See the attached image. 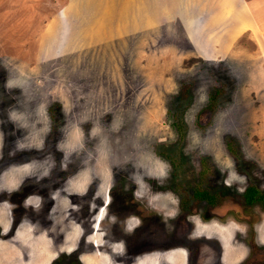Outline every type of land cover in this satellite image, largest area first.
<instances>
[{
  "label": "rangeland",
  "instance_id": "374dc122",
  "mask_svg": "<svg viewBox=\"0 0 264 264\" xmlns=\"http://www.w3.org/2000/svg\"><path fill=\"white\" fill-rule=\"evenodd\" d=\"M120 1L0 0V59L12 73L11 82L24 88L18 95H6V123L0 118V155L5 152L14 158L0 174V206L7 207V219L13 224L5 234L0 226V238L12 239L20 225L35 224L34 237L49 234L61 250L69 251L55 264H123L121 252L104 241L106 227L97 233L99 248L92 244L95 238L78 223L66 191L80 184L85 187L89 176L96 175L101 178L99 195L105 199L108 188L114 191L120 186L118 196H122L124 186L133 180L145 201L146 215L160 211L169 217L164 222L174 223L172 217L179 218V212L174 216L179 197L174 187L194 186L202 179L210 188H229L224 193L225 215L218 220L207 213L205 220H195L190 239L195 248L206 238L220 239L221 255L210 264H238L247 257L244 242H252L253 235L241 227L233 202H243V191L252 181L264 190V34L255 29L253 37L241 34L223 46L215 34L196 37L199 16L205 11L194 1L198 10L187 20L194 46L179 17L143 19L141 7H148L149 0H124L123 7ZM201 1L208 9L212 0ZM75 5L85 10L73 11ZM129 8L128 21L124 13ZM209 11L205 29L213 30L219 11ZM74 12L87 21L82 24ZM239 15L245 23L246 15ZM80 24L83 28L77 30ZM52 102L58 106L51 110ZM36 117L43 120L44 130L33 127ZM20 120L24 129L16 125ZM46 137L48 144L58 142V148L44 159H33V177L50 175L61 166L80 170L63 188L51 186L55 204L50 222L43 215L47 211L40 208L29 211L10 205L13 192L29 174L30 166L21 162L27 152L24 143L41 149ZM35 196V203L41 202V196ZM241 210L258 229L252 254L263 263L264 210ZM116 221L113 213L102 224L112 226ZM73 229L77 236L66 238ZM168 258L187 264L183 250L171 252ZM142 260L133 264L157 263L155 256Z\"/></svg>",
  "mask_w": 264,
  "mask_h": 264
},
{
  "label": "flooded vegetation",
  "instance_id": "af4514ba",
  "mask_svg": "<svg viewBox=\"0 0 264 264\" xmlns=\"http://www.w3.org/2000/svg\"><path fill=\"white\" fill-rule=\"evenodd\" d=\"M11 79V71L8 70L6 65L0 59V104L3 105L0 106V118L2 117L4 119V121L0 119V123L1 121L5 122L6 118L4 115L5 110L3 111V109H5L4 100L6 95H13V93L18 95L19 92H24L22 84H14L11 82ZM11 101L13 104L15 102V98H11L10 102ZM48 101H46V103ZM24 105L25 100L22 102L23 108ZM56 106L58 105L53 103L48 107V109L52 110V108ZM42 108H44V106ZM37 115L39 116V113H37ZM35 119L36 121L34 122L33 127L35 126L37 130L40 128L44 130V124H42L43 120L39 117H36ZM17 124L24 129V125L21 120L20 123H16V125ZM8 126L9 125H7V127ZM7 127L6 130H8ZM9 128L13 129L11 126ZM24 135L25 137L27 136V131L24 132ZM41 140L44 142L41 149L33 147L32 142L24 143L25 150L27 152L24 158L21 159V162L25 161V163L30 166L27 170V173L29 174L28 176L26 175L27 179L25 184L13 192L14 197L11 196L12 202L10 201V205L13 204L15 207L23 206L29 211L35 208H40L41 211H47L44 212L43 215L46 218V221L50 222L53 220V214H51V212L53 209L52 207L55 204L53 199L50 198V192L52 190H50V188H63L65 183L68 182L73 175H75V179L78 177L80 170L76 169L74 171H68L71 166H69L68 170L63 169L61 166V168L51 169L52 171L50 172V175H42L40 178L33 177V174L35 173L31 166L32 163L34 164L35 162L33 159H44V156H46L47 153L58 148V142H50L48 144L49 138L47 137L42 138ZM9 145L10 144L4 143V147H8ZM47 145H50V148ZM4 153L0 155V174L2 172L4 173V171L11 166V163H13L12 160L14 161V158L10 157V154L4 155ZM56 157L60 160L62 156L58 153V156ZM117 172L118 170H116L114 174ZM89 178L85 187H81V184L79 183L80 186L72 189L69 188L66 191L74 202L76 211V213L74 212V215L78 216L76 219L78 220V223L85 228L86 232L89 230L92 232L90 235L92 238H95V241H93L92 244H94L97 248H99V245L97 244L98 231L102 230L103 227L104 229H108L109 232L102 231V236L106 238L104 241L111 243L110 247L112 250L115 248L116 253L121 252V255L125 257L124 260L120 261L121 263L133 264L136 261L139 262L142 259L145 260L146 257L155 256L157 259L156 264H176L172 263L175 261H170L168 258V255L176 250H183L184 253L187 254V264H191L190 257L194 253V249L196 250V258L192 264H210L211 261H215L221 255L222 245L218 241L220 239H213V237L206 238L202 243L205 245L201 244V246L198 245L197 248H195L193 246L194 241L190 239V233L193 232L194 227L196 226L195 220H205V215H207V213L212 215V219H224V209L226 206L224 193L228 191V187L217 185L218 187L216 186V189L214 187L210 188L209 186H205L203 184L204 181L202 179H200L197 185L194 186H175L174 188L177 190L179 197L177 200L178 210H175L174 216L179 212V218L172 217V219H175L174 223L173 221H169V224L168 222H164L168 220L169 217L163 216L160 211H156L151 215H146L143 209L146 207L144 204L145 201H143L141 199V195L138 194L136 190L137 187L134 185L133 180L130 181L132 182L131 185L126 187L124 186V190L122 192L124 195L121 196L120 194V196H118V190L120 193L121 188L120 186H115V193L111 188H108V197L105 196V199L104 197L102 199L101 195H99V192L101 193L100 176L90 175ZM37 179H40L39 184L36 183ZM253 189H256L258 193L254 191L253 194ZM38 194L41 196V202L35 203L34 198L36 197L35 195ZM5 198L3 201L7 200V198ZM242 201L243 202L237 203L233 202L232 209L235 210V215L239 217L237 218L240 223L244 225L241 227L246 228L245 232H248L249 230L250 234L253 235V241L244 242L247 250V257L244 261L242 260L238 264H264V261L263 263L256 261L254 258L256 253L252 254V246H254L255 243L258 244L259 240L258 237L260 234L258 229L256 230L254 227L255 222H252L249 216H245L241 210V208H248L252 210L256 207L264 210V190L259 187L258 181H252L246 186L243 191ZM147 204H149V202H147ZM113 213L116 214L117 221L113 225L111 224L112 226H109V224H102V222L106 220V217L112 215ZM110 229L114 233H112ZM242 229H240L239 232H241ZM75 231L76 229L71 230L66 238H75L77 236ZM239 232L236 234L240 235L241 233ZM181 235H183V237ZM50 237L52 236L50 235ZM193 238H196L195 234H193ZM118 245L120 247H118ZM206 253H208V255ZM262 253L264 252L262 251ZM65 254L67 255L70 253L68 250L62 249L57 255L58 261L65 258ZM208 257L212 258L210 262L207 259ZM58 261H53L52 264H55ZM74 264H76L75 261Z\"/></svg>",
  "mask_w": 264,
  "mask_h": 264
},
{
  "label": "crops",
  "instance_id": "0c3cea01",
  "mask_svg": "<svg viewBox=\"0 0 264 264\" xmlns=\"http://www.w3.org/2000/svg\"><path fill=\"white\" fill-rule=\"evenodd\" d=\"M125 1H120L122 7ZM180 1L181 0H149L147 1L148 7L145 4L141 7L144 9L143 19L157 18V21H159V19H166L169 16L171 18L179 17L187 37L189 38L187 20L188 16H191L198 10L197 7L193 5V2L197 1L196 4H198L199 9L205 12H201L199 16L200 30L195 32L196 37L201 33H208V35L215 34V39L219 36V44L223 46L228 40L232 42L236 40V38L239 39L241 34L247 33L248 36L253 37L252 31L255 29L258 30L261 35L262 33L264 34V16H262L264 15V0H210V3H206L209 7L208 9L203 5L201 0H190L188 5H184ZM210 7L215 8V10L217 8L220 14H218L217 25L213 30L205 29V23L211 17L210 13L214 12V10L212 12L209 11L213 9H210ZM84 10L85 7L80 8L78 5L73 6V11ZM206 11L210 13L207 14ZM240 13L246 15V18L243 19L245 23L241 21ZM73 14L75 16H81L82 24L87 21L84 15H77L75 12ZM90 14L94 16L93 13ZM124 14L126 20L129 21V18L132 16V9L129 8V12L126 10ZM82 24L78 26L77 30L83 28ZM241 24L245 25L241 28ZM132 25L136 26L134 22H132ZM232 35L235 36L232 37ZM191 42L194 45V42ZM221 46L220 48L223 49ZM4 208L0 206V226L3 229L2 231H4L3 234H5L7 230L12 229L13 226L11 220L7 219V207ZM33 225L35 224L20 225L16 229V233L12 239L0 238V264H52L53 261L57 260V255L61 251L60 244L51 238L49 234H41L34 237L33 235H35L36 232H33L35 231L32 228Z\"/></svg>",
  "mask_w": 264,
  "mask_h": 264
},
{
  "label": "trees",
  "instance_id": "16d2710c",
  "mask_svg": "<svg viewBox=\"0 0 264 264\" xmlns=\"http://www.w3.org/2000/svg\"><path fill=\"white\" fill-rule=\"evenodd\" d=\"M228 146H229L230 151H231L233 154L236 153V150H234V149L232 148V146L230 145V143H228ZM236 154H237V153H236ZM254 191H255L256 193H258L256 189H253V190H252V193H253V194H254Z\"/></svg>",
  "mask_w": 264,
  "mask_h": 264
}]
</instances>
